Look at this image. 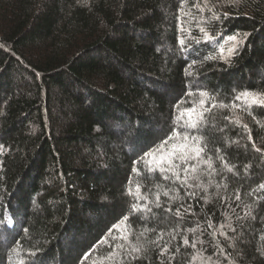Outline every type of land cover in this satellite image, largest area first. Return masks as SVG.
Listing matches in <instances>:
<instances>
[{"label":"trees","instance_id":"16d2710c","mask_svg":"<svg viewBox=\"0 0 264 264\" xmlns=\"http://www.w3.org/2000/svg\"><path fill=\"white\" fill-rule=\"evenodd\" d=\"M180 7L0 0V264H264V107L235 99L264 95V0ZM173 130L216 170L192 187L160 171Z\"/></svg>","mask_w":264,"mask_h":264},{"label":"snow or ice","instance_id":"6c2138e0","mask_svg":"<svg viewBox=\"0 0 264 264\" xmlns=\"http://www.w3.org/2000/svg\"><path fill=\"white\" fill-rule=\"evenodd\" d=\"M184 4H185V0H181V7L179 9V11L181 13H183L184 11ZM207 4V0H205V5ZM195 7L200 11V12H204V11H212V9L210 8H206V7H202L200 3H197L195 5ZM227 14H225L226 16ZM213 18L215 19H219L220 17L214 16ZM181 31H184L183 28H181ZM200 33H202L203 38L205 40L210 41L212 39L211 36H209L208 32L206 31V29L204 27H200L199 28ZM190 35V32H189ZM245 34V38H246ZM192 41L195 43H200V40L194 36L191 37ZM230 41H235L236 43L233 45L232 48L228 49L229 54L233 55L237 52L238 48L241 47L243 45V40L238 38V36L233 35L231 37H229ZM178 43L183 46L186 43L185 39H179ZM221 52H223V48H221ZM221 58L223 59L224 57L221 56ZM206 59H215V57H207ZM192 73L189 72L188 75H191ZM187 95H192L191 93H187ZM201 96H207V93L201 92L200 93ZM251 97V105H256L259 107H264V95H260V94H254L252 92L249 91H245L240 93L239 95H237L235 97L236 100H241L243 98H248ZM206 103V101H202L201 102ZM250 105V106H251ZM222 107H227L226 105H222ZM235 107V105H234ZM194 109H189L186 110L187 115L189 117L190 122L187 123L186 125H184L185 128H189V129H196L198 127V121H192L191 120V116L194 113ZM227 119V117H226ZM176 138H180L182 142H189V143H183L182 147H183V151L182 152H176L174 151L172 154V158L170 163V167H165V163L163 161V158L161 159V161L159 162L160 164V171L161 172H165L167 173L168 171L172 172V177H174V179L176 181H180L182 184L187 185L188 187H192L191 184H188V177L187 174L189 173V171H195L197 165L201 162L206 163L208 168L211 169L212 171H216L212 164L209 162L211 160V158L209 157L207 160L204 158V148L203 146H195L193 147V145H198L199 143V138L196 136H192L190 133H182V132H178L173 130L171 135H169L168 137H166L165 139H163L161 141V144L164 147H167L169 142L176 139ZM249 139L251 140V136H249ZM253 147H255V145H253ZM256 151L259 152L260 149L256 148ZM145 155H148V153H145ZM218 159H223V157H217ZM196 162V163H190V162ZM134 165L136 163H138L137 161L133 162ZM149 169L151 170V165L148 166ZM225 167L227 168L228 172H232L233 168L232 167H228L227 165H225ZM248 165H245V168L247 169ZM133 173H136L139 175V170L136 167H133ZM184 173V177L182 179L181 177V173ZM171 177H169L168 175H165V179H170ZM199 186V185H197ZM262 188H264V185H261ZM137 190H139V185H137ZM131 194V193H130ZM163 195L168 196L169 193L167 191H165L163 193ZM237 199H239V196H237ZM159 200V195H157V201ZM157 206H159V203L157 202ZM137 206L134 205L133 206V210H136ZM177 215H180L179 210H177ZM125 220H127V217H124ZM208 227L211 228L212 224L211 222H209ZM224 226L222 225L221 228H223ZM230 227V225H229ZM190 231H192L190 229ZM219 235L223 236L224 232L220 231ZM197 240H192L190 242V240L188 238H184L183 243L185 246L190 245L192 248L196 247L197 244ZM13 253L17 252V249H12ZM140 251V249L138 247H132L131 250L128 252V255L132 257V259H136L137 257L135 256V253H138ZM165 251H167V247L165 246L164 249L161 250V254H163ZM221 251H223V249H221ZM30 255H35V253H31ZM193 259H195V257H193ZM208 260H211V257L208 258Z\"/></svg>","mask_w":264,"mask_h":264}]
</instances>
